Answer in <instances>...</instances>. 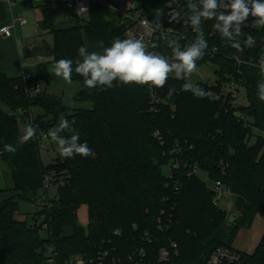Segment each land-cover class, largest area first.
<instances>
[{"label":"trees","instance_id":"trees-1","mask_svg":"<svg viewBox=\"0 0 264 264\" xmlns=\"http://www.w3.org/2000/svg\"><path fill=\"white\" fill-rule=\"evenodd\" d=\"M135 1L145 19L152 21L160 13L161 25L180 26L169 23L163 0ZM40 8L41 29L52 37V45L42 41L39 48L53 64L62 58L75 61L85 41L109 47L114 38L127 37L117 16L100 6L91 9L83 25L62 29L54 28L52 5ZM253 20L250 17L242 30L253 35L256 43L242 53L220 36L209 39L205 35L208 46L218 51L212 55L207 49L197 67L213 63L216 79L212 86L197 85L211 91L215 99H199L182 91L185 81L173 74L158 88L160 102L150 112L148 85L88 89L83 77L73 71L72 80L80 84L75 100L92 107L74 110L45 90L30 94L39 80L9 78L0 72L4 109L0 108V159L13 181V194L0 204V264H43L48 247L56 251L57 264L78 254L96 259L103 252L107 253L104 264H136L140 249L148 264H208L218 249L238 255V261L223 264H264V236L251 254L232 246L237 231L248 229L254 215L264 218V102L257 96L261 73L230 59L236 56L247 62L250 55L257 57L264 28H252ZM202 28L205 32L206 24ZM238 78L244 82L249 105L233 109L222 95V85ZM170 87L176 89L171 98L167 96ZM35 109L41 113L33 117ZM61 112L75 121L80 142H87L95 158L76 155L60 160L57 156L44 165L32 140L18 146L15 153L4 150L6 144L17 145L23 134L20 126L27 125L25 118L32 119L36 134L47 136ZM237 112L252 121L244 126ZM216 113L218 118H214ZM175 163L179 167L170 169ZM195 165L230 190L234 213L227 215L212 204L213 192L198 176H187ZM45 175L61 179L55 185L57 199L43 208L38 227L17 221L19 204H33L44 193ZM82 205L88 211L86 228L77 221ZM43 225L45 238L38 234ZM163 249L169 253L166 262L159 260Z\"/></svg>","mask_w":264,"mask_h":264},{"label":"clouds","instance_id":"clouds-1","mask_svg":"<svg viewBox=\"0 0 264 264\" xmlns=\"http://www.w3.org/2000/svg\"><path fill=\"white\" fill-rule=\"evenodd\" d=\"M182 15L195 33V40L182 47L178 38L169 39L167 47L171 49L170 56L149 50L157 45L150 44L147 37L162 27L161 14L157 13L154 20L142 21L143 26L137 33L123 39L116 37L109 47H103L101 44L102 52H90L86 45L80 46L75 61L59 59L55 62L52 73L71 84L74 71L83 77L86 88L102 90L111 89L117 84L163 88L170 75L174 74L176 79L185 81L181 86L182 91L191 92L199 99H215L211 91H206L190 80L192 74L197 71V61L203 59L209 47L202 25L206 21H214L213 31L219 34L227 46L242 53L245 48H251L256 43L253 35L242 30L248 18H254L250 25L252 28H264V0H187L186 12L173 11L168 18L169 23L180 22ZM257 66L261 73L257 96L264 102V57H261ZM175 93L176 89L170 87L167 96L171 98ZM218 117L219 113L214 114V118ZM74 124V120L70 121L61 112L56 126L48 130L47 136L56 143L61 157L74 158L79 155L95 158L96 154L87 142H80V134ZM36 132V127L29 122L23 134L18 137L17 145L6 144L4 150L15 153L17 147L34 138ZM64 133L69 135L65 136Z\"/></svg>","mask_w":264,"mask_h":264},{"label":"built area","instance_id":"built-area-1","mask_svg":"<svg viewBox=\"0 0 264 264\" xmlns=\"http://www.w3.org/2000/svg\"><path fill=\"white\" fill-rule=\"evenodd\" d=\"M7 3L12 6L15 2H18V0H6ZM33 1V0H28ZM39 6L41 5H52L53 7L63 8L68 12V16L71 18H78L84 15H88L91 11V9L94 6H100L103 9H107L111 13L115 14L119 20V24L124 27L126 36H131L135 33H137L142 28V21L147 20L142 16L143 9L139 7L138 3L135 0H35ZM168 7V10H166V16L169 18L171 13L173 11H182L186 12V3L187 0H163ZM250 18V17H249ZM248 18V19H249ZM149 20V19H148ZM150 21V20H149ZM175 25H180L177 28L172 27L170 25H163L159 29L158 32L154 33L153 35L147 37L149 43H155L157 45L156 48H149L150 51H156L159 54L164 55V51H170V48L167 47V43L169 39H172L173 37L178 38V42L182 47H186L189 43L193 42L195 40V33L192 31L190 25H188V22L186 18L182 15V18L180 22H174ZM214 21H206L204 24H206L207 28L204 32V36L207 33V37L210 39H213L215 37H218L219 34L215 33L213 31L212 25ZM25 25L27 24L26 19L22 17L17 16H11L8 24L0 28V36L2 38H8L12 35L14 28L16 25ZM188 31V32H187ZM259 51L256 58H253L251 55L249 57V61L243 62L238 57L233 56L230 58L233 60L237 65L240 64H246L248 66H252L254 68H258V63L261 59V57H264V42H261L259 44ZM235 50V49H234ZM209 53L212 55L216 54L218 51L217 47L212 46L211 48L208 47ZM171 52V51H170ZM29 79L28 77H23V80ZM226 87V91L222 93L224 97L228 100V102L231 104V107L233 109H236L240 103L238 102L240 99L245 98V88H244V82L241 78L238 79H230L229 81L223 83ZM43 90L42 84L40 82H35L31 89L29 90V93L32 95L39 94ZM158 88H155L153 86L148 85V91L150 95V112L156 111V106L159 104L160 100L158 97ZM20 114L19 116H21ZM236 117H238L239 120L244 121V126H246L245 117L240 112H237ZM25 123H32V119L30 117L25 118ZM155 136H158L157 132L154 133ZM33 142L37 143L39 149H45L46 143L49 140V138L44 134L43 132H38L34 138L31 139ZM221 165V163H220ZM179 167L178 163L173 164L170 166V169H177ZM223 171V169L221 170ZM200 174L205 175L201 173L198 166H194L190 168V171L188 172L187 176H200ZM207 176V175H205ZM50 176H45L43 181V190L44 195L41 196L39 201L35 203V207H46L48 205L47 200L49 197L47 196V191L51 189V180H49ZM209 179V178H208ZM207 189L211 190L213 192L212 197V204L217 206L218 201L221 198H225L227 196H233L229 189H226L222 186V184L218 180H210L209 184L207 185ZM177 190V189H176ZM118 232H114V234H117ZM172 248H175V244H171ZM46 259L44 260L43 264H57L56 257L57 253L53 250L52 247H48L46 249ZM107 256V253H99L98 257L96 259H92L86 256V254L83 255H74L71 258H69L68 261H65L63 264H104V258ZM169 253L167 250L163 249L161 250L159 254V260L162 262H166L168 260ZM137 262L136 264H148L145 263V252L143 249H140V251L137 254ZM208 264H223L224 262H236L238 261V255L232 251H229L228 249H218L213 254L212 257L208 260Z\"/></svg>","mask_w":264,"mask_h":264},{"label":"rangeland","instance_id":"rangeland-1","mask_svg":"<svg viewBox=\"0 0 264 264\" xmlns=\"http://www.w3.org/2000/svg\"><path fill=\"white\" fill-rule=\"evenodd\" d=\"M20 4L22 8L26 9L28 12V15H26L25 18L28 20L29 23H31V25L28 26V28L30 29V27L34 23H36L35 19L36 17H38V8L36 7V5L34 6L37 9L24 2H21ZM33 8H34L33 12H30L31 9ZM82 20L85 22L87 20V16L84 15L74 20L73 18L68 17V12L64 10L63 8L53 7L52 9V22L55 23V26L57 27H62V26H66L69 24L71 25L75 24V26H81L83 25ZM12 36H14V34ZM43 37H44L43 40L46 43V45L51 46L52 37L49 34L48 35L46 34ZM16 39L19 43L18 46L21 52V64L23 66L24 71L26 73H29L32 76H37L38 78H40L39 80H41L42 84L46 87V90H45L46 94L50 95L51 93V94L58 95L62 99L63 104H65L67 107L72 108L74 110H79V109L89 110L92 108L89 103L77 102L75 100V97L78 94V91L80 90L79 83L72 80V83L69 84L65 82L63 78L56 77L52 73V69L54 65L53 63H51L50 57L48 58L43 55H39L37 52H32L30 50L25 49L24 40L30 43L34 41V39H37L36 30H31V31H24L23 29L19 30V32H17L16 34ZM85 43L90 52L91 51L102 52L103 50L99 43H89L87 41ZM34 46L35 45H33V47ZM164 55L170 56L171 52L164 51ZM216 69L217 67L211 62H207L206 64H201L199 67H197V71L192 74V76L190 77V80L194 84L202 83L204 85L212 86L215 84ZM226 90L227 89L225 85L223 84L222 93H224V91ZM238 102L240 103L239 106L241 107L249 105V103L246 101V94H245V98L240 99ZM0 108L3 109V106L1 104H0ZM40 113L41 111L39 109H35L33 111V117H35L37 114H40ZM244 119H245V122H248V123L252 121L247 117H245ZM24 129H25L24 125L20 126L21 132H23ZM261 137L264 138V133H261ZM39 151H40V154H39L40 160L44 165L50 164L57 156L59 157L60 160L64 158L58 154L57 145L52 140H48L46 143L45 149H39ZM2 166L3 164L0 159V186L5 184L6 179L4 177H7L6 173L8 171L6 168ZM2 170L5 171L6 173H4ZM45 176H50L49 180H51V185H52L51 189L47 191V194H48L47 196L49 197V199L47 200V203H48L47 206H50L53 200L57 199L56 192H55L56 191L55 185H58L59 183H61V179L58 177H53V175H45ZM199 178L204 182V184L207 187V185L209 184L208 177L200 174ZM42 186H43V182H42ZM42 195L44 194H40L39 198H37V200L33 204L26 203V202L20 203L18 206L19 212L16 213L14 218L17 221H20L22 219H26L25 217H27L25 221L29 225L32 224L33 226L38 227L43 218L42 211L44 209L42 207H39V208L35 207L36 206L35 203L39 201ZM217 207L223 212H225L227 215L230 213H234L235 203H234L233 196H227L225 198H221L217 203ZM19 214L22 215V217H20ZM77 221L79 222L81 227L83 226L84 228H86L88 225V211H87V207H85L84 205L79 207L77 211ZM237 232H238L237 236L232 243V246L234 247V249L238 252H243L246 254L253 253L260 239L262 238V236H264V218L260 217L259 215H254V219L250 227L248 229L240 228V230H238ZM38 234H39V237H42V238H45L47 236L45 225L41 227Z\"/></svg>","mask_w":264,"mask_h":264},{"label":"crops","instance_id":"crops-1","mask_svg":"<svg viewBox=\"0 0 264 264\" xmlns=\"http://www.w3.org/2000/svg\"><path fill=\"white\" fill-rule=\"evenodd\" d=\"M21 2L27 3L28 5H30L34 8H36V7L38 8V17H36V19H35L36 23H34L30 27V29L28 28V26H30L31 23H29L28 20L25 18V16L28 15V12L26 9L22 8V6L20 4ZM16 5H18V6H16ZM34 5H36V7ZM34 8L31 9L30 12H33ZM11 16L23 17L24 19H26L27 24L16 25L14 28V31L12 33V35L14 34V36L11 35L8 38H6V37L2 38L0 36V72L9 78L28 77V78L33 79V80H35V79L39 80L40 78H38L37 76H32L29 73H26L24 71L23 66L21 64V52H20V49L18 46L19 43L16 39V34H17V32H19V30H22V29L24 31L36 30L37 31V39H34V41H32L30 43H28V42H26V40H24V47L26 50H30L32 52H37L39 55H43L45 57H48L47 55L43 54L39 48L41 46L42 41H44L43 36L47 34L45 31H43L41 29V23H42L41 22L42 21L41 8L35 0H33V1L18 0V2H15L12 6H10L6 0H0V28L5 26L6 24H8ZM53 24H54L55 29H62V28H68V27L75 26V24H72V25L69 24L66 26L57 27V26H55V23H53ZM22 44H23V42H22ZM33 45H35V46L33 47ZM85 45H86V43H85ZM40 81L41 80H39V82ZM40 83L42 84V81ZM42 88H44L43 90H46V87L43 84H42ZM52 95H56V94H52ZM2 167H4V165ZM4 168H6V167H4ZM3 172L6 173L5 171H3ZM6 176L7 177H4L6 179L5 184L0 186V204L4 200H6L7 198H10V196L13 194L11 191V189L13 187V181L11 180V175H10L9 171H7ZM20 217H22V215H20ZM25 218L27 219V217H25ZM26 219H22L20 221H25Z\"/></svg>","mask_w":264,"mask_h":264},{"label":"water","instance_id":"water-1","mask_svg":"<svg viewBox=\"0 0 264 264\" xmlns=\"http://www.w3.org/2000/svg\"><path fill=\"white\" fill-rule=\"evenodd\" d=\"M235 217V216H234ZM236 218V217H235ZM231 222V221H230Z\"/></svg>","mask_w":264,"mask_h":264}]
</instances>
